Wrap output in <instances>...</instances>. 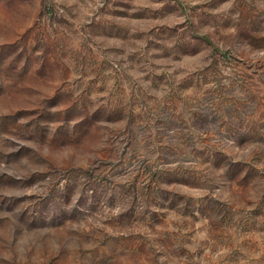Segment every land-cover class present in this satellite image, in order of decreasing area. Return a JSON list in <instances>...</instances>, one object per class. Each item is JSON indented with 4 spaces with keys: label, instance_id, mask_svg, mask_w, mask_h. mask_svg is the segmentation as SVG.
Masks as SVG:
<instances>
[{
    "label": "rangeland",
    "instance_id": "374dc122",
    "mask_svg": "<svg viewBox=\"0 0 264 264\" xmlns=\"http://www.w3.org/2000/svg\"><path fill=\"white\" fill-rule=\"evenodd\" d=\"M0 264H264V0H0Z\"/></svg>",
    "mask_w": 264,
    "mask_h": 264
}]
</instances>
